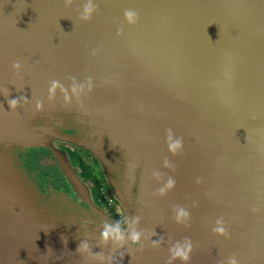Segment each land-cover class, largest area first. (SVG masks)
Segmentation results:
<instances>
[{
    "label": "water",
    "instance_id": "water-1",
    "mask_svg": "<svg viewBox=\"0 0 264 264\" xmlns=\"http://www.w3.org/2000/svg\"><path fill=\"white\" fill-rule=\"evenodd\" d=\"M92 2L85 22L87 0H0V264H166L186 238L187 264H264V0ZM53 80L67 105L59 89L48 99ZM73 84L84 87L78 98ZM68 125L74 136L59 130ZM168 129L183 139L176 155ZM52 138L98 160L126 218H140L130 226L142 247L105 245L103 226L72 224L37 203L10 151ZM169 177L174 187L158 196ZM68 181L82 194L76 177ZM178 207L185 223L174 219ZM218 219L225 236L212 232ZM82 241L89 251L76 253Z\"/></svg>",
    "mask_w": 264,
    "mask_h": 264
},
{
    "label": "flooded vegetation",
    "instance_id": "flooded-vegetation-1",
    "mask_svg": "<svg viewBox=\"0 0 264 264\" xmlns=\"http://www.w3.org/2000/svg\"><path fill=\"white\" fill-rule=\"evenodd\" d=\"M59 130L72 136L76 133L69 125ZM53 148L65 153L68 165L86 192L78 194L68 184L52 156ZM10 155L13 166L31 188L37 203L52 214L79 226L96 227L108 222L114 226L120 223L121 229H125V213L115 202L117 199L103 169L90 151L70 141L52 138L48 147L13 148Z\"/></svg>",
    "mask_w": 264,
    "mask_h": 264
},
{
    "label": "clouds",
    "instance_id": "clouds-1",
    "mask_svg": "<svg viewBox=\"0 0 264 264\" xmlns=\"http://www.w3.org/2000/svg\"><path fill=\"white\" fill-rule=\"evenodd\" d=\"M73 0H64L65 7L71 6ZM96 11V6L92 2V0H87V3H85L82 7V11L80 14V19L82 21H89L92 17V14ZM124 19L125 22L129 25L134 24L137 20V14L132 10H125L124 12ZM120 34L119 32L117 33ZM95 54V53H93ZM12 69L15 73H19L21 70V64L19 61L13 63ZM88 84V90H91V78H89ZM61 93H63L64 96V102L67 105L69 103V95L68 91L60 84L59 81L53 80L50 83V86L48 88V99L51 100L55 97L57 90ZM71 92L74 93L77 98L84 93V87L76 86L73 84L71 87ZM8 95L7 89H5V96ZM24 98L21 97L20 100H23ZM18 99H11L8 100V106L11 110H15L20 102ZM26 103V101H25ZM36 110L39 111L42 107V104L40 102H37ZM165 143L167 146V151L171 155H176L183 147V139L181 137L175 136L171 129L166 130V139ZM164 167L169 166V161L167 158H165L163 162ZM154 176L159 178L158 173H154ZM199 182V181H198ZM175 185V180L171 177L168 178L167 182L164 184L163 187L159 188L157 191L158 196H163L166 194L167 191L171 190ZM175 212V221L177 223H185L187 219L189 218V213L186 209L183 207H178L174 209ZM139 217H135L129 221L128 219H125V229H121L120 223H116L115 226H111L108 222H105L103 225V230L100 233V240L103 244H107L109 241H112L114 244L118 245L119 247H123L125 242L130 243L133 246L142 247L141 244V235L142 233L139 231H136L134 228H132L131 224H136L139 222ZM212 232L214 235L218 236H225L227 235L226 229L223 225L222 219H218L216 221V226L212 229ZM155 235V233H153ZM66 242V241H65ZM163 243V237H161L159 240L152 241L151 246L152 247H159ZM89 251V245L87 242L82 241L77 249L76 253L83 254ZM192 251V244L189 239H185L183 245L179 243L172 244L169 248V258L166 261V264H173V261L180 260L182 264H187V261L190 259V253ZM95 257L97 259L103 260L105 257L102 252L96 253ZM110 260V257H109ZM227 264H237V260L235 256L229 257Z\"/></svg>",
    "mask_w": 264,
    "mask_h": 264
},
{
    "label": "rangeland",
    "instance_id": "rangeland-1",
    "mask_svg": "<svg viewBox=\"0 0 264 264\" xmlns=\"http://www.w3.org/2000/svg\"><path fill=\"white\" fill-rule=\"evenodd\" d=\"M39 153H41V152H39ZM52 156L55 158V160L57 159L58 162H61L64 167L66 166V168L69 169V172H65L69 179L72 180V178L76 177L74 172H73V170H72V167H70L68 165L67 157H66L65 153L62 150H60L58 148H53ZM63 175H64L66 181L68 182V184H70V182L68 181V178H66L64 173H63ZM76 179H77V177H76ZM79 187L82 190V193L86 192L84 186L81 185ZM115 202L118 203V205L121 207V205L119 204V202L117 200H115ZM121 209H122V207H121ZM122 211H123V209H122Z\"/></svg>",
    "mask_w": 264,
    "mask_h": 264
},
{
    "label": "built area",
    "instance_id": "built-area-1",
    "mask_svg": "<svg viewBox=\"0 0 264 264\" xmlns=\"http://www.w3.org/2000/svg\"><path fill=\"white\" fill-rule=\"evenodd\" d=\"M109 201H110V199H109Z\"/></svg>",
    "mask_w": 264,
    "mask_h": 264
}]
</instances>
